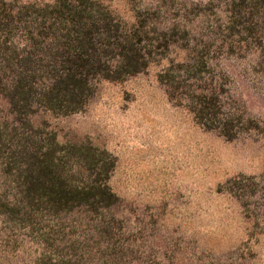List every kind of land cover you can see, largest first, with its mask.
Wrapping results in <instances>:
<instances>
[{"label":"rangeland","instance_id":"1","mask_svg":"<svg viewBox=\"0 0 264 264\" xmlns=\"http://www.w3.org/2000/svg\"><path fill=\"white\" fill-rule=\"evenodd\" d=\"M0 264H264V0H0Z\"/></svg>","mask_w":264,"mask_h":264},{"label":"trees","instance_id":"2","mask_svg":"<svg viewBox=\"0 0 264 264\" xmlns=\"http://www.w3.org/2000/svg\"><path fill=\"white\" fill-rule=\"evenodd\" d=\"M83 62H85V61H83ZM83 64V63H82ZM82 64H76L75 65V67H77V68H81V67H83V65ZM72 66H69L68 68H67V71L69 72V76H71V72H72V69L73 68H71ZM74 75H75V73H74Z\"/></svg>","mask_w":264,"mask_h":264}]
</instances>
